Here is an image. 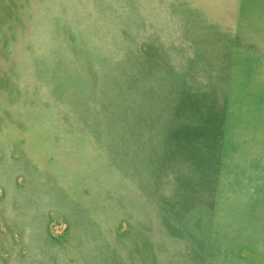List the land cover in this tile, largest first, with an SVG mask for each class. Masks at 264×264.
Instances as JSON below:
<instances>
[{
  "label": "rangeland",
  "instance_id": "obj_1",
  "mask_svg": "<svg viewBox=\"0 0 264 264\" xmlns=\"http://www.w3.org/2000/svg\"><path fill=\"white\" fill-rule=\"evenodd\" d=\"M0 264H264V0H0Z\"/></svg>",
  "mask_w": 264,
  "mask_h": 264
}]
</instances>
